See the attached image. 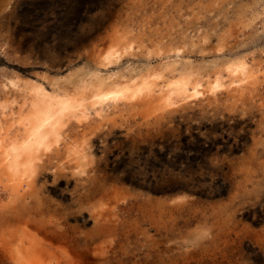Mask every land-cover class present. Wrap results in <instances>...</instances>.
I'll return each instance as SVG.
<instances>
[{
    "label": "bare ground",
    "instance_id": "obj_1",
    "mask_svg": "<svg viewBox=\"0 0 264 264\" xmlns=\"http://www.w3.org/2000/svg\"><path fill=\"white\" fill-rule=\"evenodd\" d=\"M0 1V264H264V0Z\"/></svg>",
    "mask_w": 264,
    "mask_h": 264
},
{
    "label": "rangeland",
    "instance_id": "obj_2",
    "mask_svg": "<svg viewBox=\"0 0 264 264\" xmlns=\"http://www.w3.org/2000/svg\"><path fill=\"white\" fill-rule=\"evenodd\" d=\"M111 9H112V6L106 7L107 12L108 11L110 12ZM0 10H1V1H0ZM98 12L101 13L103 11L99 9ZM79 29L87 31L88 27L85 25H82L79 27ZM9 30H10V28H9L8 21L3 19L0 15V88L5 84L7 77L13 73L20 75V77L23 80L29 81V82H34L36 80L37 81L38 80L43 81L42 78L45 76L57 77L55 72H52L49 70L50 67L46 64L45 59H38L36 56H34L31 58L30 61L24 62L21 58H19V57L15 58L12 55H10L9 52H7L8 47H7V38H6ZM38 36H39L38 34H35V33L32 34V32L29 33V36H27V45L24 48V51L20 53L22 56L25 55V52H29V51L33 50L35 47L36 48L39 47L40 37H38ZM55 38H56V35L53 34V37L50 39L51 40L50 43H45L46 46H44V44H43L42 48L44 50H46L47 47H51L53 44L58 43V41L55 40ZM4 53L8 54V55H5ZM81 66L82 65H78L74 69L70 70L69 73H71V71L78 69ZM69 73L66 72L64 75L67 76ZM2 74L4 75V77ZM1 77H2V80H1ZM196 112H198V111H196ZM194 119H195V121H198V120H196L197 119L196 116H194ZM55 199L57 202L60 203L59 205H60L61 209L65 208L66 203L62 198L55 197ZM29 203H30V209L34 210V206H35L34 202L29 199ZM194 227L195 226H193V228Z\"/></svg>",
    "mask_w": 264,
    "mask_h": 264
}]
</instances>
